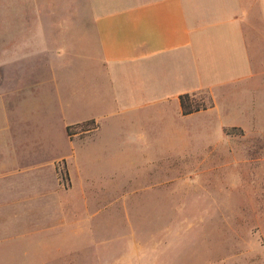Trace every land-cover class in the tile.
Returning a JSON list of instances; mask_svg holds the SVG:
<instances>
[{
	"label": "rangeland",
	"instance_id": "rangeland-1",
	"mask_svg": "<svg viewBox=\"0 0 264 264\" xmlns=\"http://www.w3.org/2000/svg\"><path fill=\"white\" fill-rule=\"evenodd\" d=\"M12 1V15H34L29 0ZM4 3L0 0V16L9 11ZM251 85L236 94L248 97ZM251 92L258 94L245 100L251 111L244 117L226 114L238 99L218 94L215 118L197 120L210 130L186 145L171 132L163 150L135 153L114 121H104L85 147L68 141V123L112 109L105 75L95 62L88 69L60 71L35 64L23 70L2 66L1 153L10 143L21 163L76 154L73 176L79 184L90 180L82 182L90 198L61 194L53 201L58 232L26 228L13 221L11 209L9 243L6 220L5 229L0 226V264H66L65 253L74 248L80 252L76 264H96L95 255L105 264H264V89ZM21 97L28 103L18 106ZM233 120L240 130L229 135L225 131L234 127L223 131L221 125ZM171 163L188 166H159ZM64 165L69 173L67 160H60V178ZM84 226H90V249L87 235L72 228Z\"/></svg>",
	"mask_w": 264,
	"mask_h": 264
},
{
	"label": "crops",
	"instance_id": "crops-1",
	"mask_svg": "<svg viewBox=\"0 0 264 264\" xmlns=\"http://www.w3.org/2000/svg\"><path fill=\"white\" fill-rule=\"evenodd\" d=\"M12 2L5 0L9 11L0 16V69L23 70L33 64L51 71L74 70L78 65L88 69L93 61L103 70L112 109L98 118L68 123L65 132L70 144L85 147L97 137L104 121H114L127 133L126 144L133 145L132 152L163 150L164 138L171 132L186 145L208 129L198 119L215 118L218 94L238 99L226 110V114H239L232 115L237 120L251 111L244 107L247 98L258 94L251 91L264 89V0H29L35 8L31 16L12 15ZM250 85L248 97L236 94ZM201 91L210 93L214 107L183 116L180 96ZM25 100L21 97L17 105L27 104ZM90 120L95 121V129L68 136V126ZM237 125L233 120L221 129ZM1 130L5 132L4 127ZM4 147V154L0 148V226L6 220L8 243L11 209L13 221L26 228L58 232L53 227L57 223V214L50 208L53 201L61 194L90 198L82 184L90 180L79 184L73 176L76 154H62L51 162L21 163L22 158L11 154V149H17L10 143ZM64 159L70 167L69 187L59 176L58 164ZM72 228L85 235L91 231L90 226ZM87 241L90 249L88 235ZM74 249L65 253L66 264L78 262L80 252ZM95 263L105 264L97 255Z\"/></svg>",
	"mask_w": 264,
	"mask_h": 264
},
{
	"label": "trees",
	"instance_id": "trees-1",
	"mask_svg": "<svg viewBox=\"0 0 264 264\" xmlns=\"http://www.w3.org/2000/svg\"><path fill=\"white\" fill-rule=\"evenodd\" d=\"M199 93L183 94L180 96L179 100H180L181 112L183 116H190L196 113L207 111L214 107L213 98L208 91H205L206 94L203 97L199 96ZM95 128H96L95 121L90 120L87 122L68 126L66 131H67L68 136L72 137L79 132L81 133L88 132ZM239 130L240 129L234 127V128L226 130L225 132L231 135L234 132H237ZM60 175H61L62 181L68 187L70 183V176L67 171L66 165H64V167L60 169Z\"/></svg>",
	"mask_w": 264,
	"mask_h": 264
}]
</instances>
